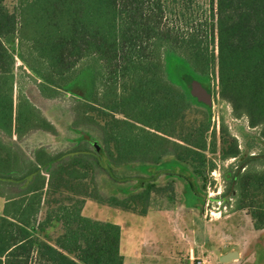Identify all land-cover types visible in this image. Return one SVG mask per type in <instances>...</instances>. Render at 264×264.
Instances as JSON below:
<instances>
[{
	"label": "trees",
	"instance_id": "1",
	"mask_svg": "<svg viewBox=\"0 0 264 264\" xmlns=\"http://www.w3.org/2000/svg\"><path fill=\"white\" fill-rule=\"evenodd\" d=\"M198 10V0H19L11 13L0 0V133L16 139L35 131L55 133L26 98L14 103L15 56L9 46L25 42L42 68L22 54L19 58L41 80V89L76 93L81 113L98 128L101 142L83 141L59 153L40 146L31 156H22L0 138V188L19 189L13 194L0 191L5 199L0 264H121L112 250L119 237L112 224H103L93 245L76 258L38 236L49 223L48 217L38 223L37 215L51 189L81 198L73 210L61 207V216H56L64 223L58 244L64 249L80 228L86 229L78 225L86 198L145 215L152 194L169 197L173 191L172 182L157 187L152 180L125 197L103 196L86 183L97 171L113 182H127L132 177H118L114 169L172 158L189 166L205 188L206 174L216 167L206 155L209 126L183 129L190 100L168 80L166 56L178 58L200 78H216L219 100L235 118L245 117L249 128L258 129L264 143V0H207L203 23H183ZM85 60L97 63L100 74L94 72L83 91L77 71ZM221 135L229 137L224 128ZM210 150L215 151L214 145ZM238 154L232 139L221 158ZM241 168L232 174L223 197L236 195L237 209L248 210L255 230L264 229V171ZM95 253L109 261H91Z\"/></svg>",
	"mask_w": 264,
	"mask_h": 264
},
{
	"label": "rangeland",
	"instance_id": "2",
	"mask_svg": "<svg viewBox=\"0 0 264 264\" xmlns=\"http://www.w3.org/2000/svg\"><path fill=\"white\" fill-rule=\"evenodd\" d=\"M3 2L9 12H16L19 0ZM206 2L198 0L199 10L189 19H183V23H203ZM9 48L15 56L14 103L22 97L26 98L54 126L55 133L35 131L21 139H16L14 135L9 138L7 134L0 133L4 144H8L13 151H21L22 156H31L40 146L52 153L65 151L83 141H92L100 146L98 128L80 111V97L72 91L41 89V80L19 58L22 54L36 69L42 68L31 56L28 44L22 42L20 46L13 44ZM164 60L168 80L185 91L190 100V107L184 114L183 129L201 124L209 126L205 134L209 146L206 155L216 167L206 174L205 188L201 178L194 175L189 166L172 158L157 165L131 164L114 169L118 177H132L127 182H113L105 173L97 171L86 183L89 186L92 183L103 196L125 197L130 192L141 191L145 182L152 180L157 187L172 182L173 191L168 194L169 197L152 194L145 215L86 198L78 224L79 227L86 226V229L80 228L75 240L64 249L58 246L65 231L64 223L58 222L56 216H61V207L70 210L81 198L71 192L51 189L44 196L37 215L38 223L46 217L49 223L44 226V232L38 233L33 229V234L38 233L39 237H45L49 243L76 258L93 245L103 224H112L119 231L116 247L112 250L121 264H190L191 253L193 258L202 260L204 264H264V229L255 230L248 210L237 209L236 195L232 193L223 197L237 167H242L241 172L264 171V143L259 138L258 129L249 128L245 117L235 118L230 106L219 100L216 78L205 79L191 74L187 66L174 56H166ZM78 70V84L83 91L87 90L92 74L96 71L100 74L97 63L92 60L79 63ZM98 82L99 75L95 83ZM194 89L208 94V102L201 99ZM90 116L94 117V114L89 113ZM221 128L225 129L229 137L221 135ZM232 139L237 143L238 156L221 158V152L232 144ZM213 145L215 151L211 152ZM138 178L144 182H138ZM187 178L193 182L197 194L190 188ZM0 191L13 194L19 189L1 187ZM1 207L0 199V211ZM230 253H236L237 257L220 260ZM101 255L91 254L90 259L102 263L109 261Z\"/></svg>",
	"mask_w": 264,
	"mask_h": 264
},
{
	"label": "water",
	"instance_id": "3",
	"mask_svg": "<svg viewBox=\"0 0 264 264\" xmlns=\"http://www.w3.org/2000/svg\"><path fill=\"white\" fill-rule=\"evenodd\" d=\"M193 91H194L195 93H197V95H198L201 99H203L205 102H208V100H209V96H208V94L201 92L200 89H194ZM236 257H237V254H236V253H230L229 255L222 256V257L220 258V260H221V261H227V260H229V259H231V258L233 259V258H236Z\"/></svg>",
	"mask_w": 264,
	"mask_h": 264
},
{
	"label": "built area",
	"instance_id": "4",
	"mask_svg": "<svg viewBox=\"0 0 264 264\" xmlns=\"http://www.w3.org/2000/svg\"><path fill=\"white\" fill-rule=\"evenodd\" d=\"M189 258L190 264H204L202 260H199L198 258H193L192 253Z\"/></svg>",
	"mask_w": 264,
	"mask_h": 264
},
{
	"label": "crops",
	"instance_id": "5",
	"mask_svg": "<svg viewBox=\"0 0 264 264\" xmlns=\"http://www.w3.org/2000/svg\"><path fill=\"white\" fill-rule=\"evenodd\" d=\"M0 199H1V203H2V207H1V211H2L3 210L4 203H5V199L4 198H1V197H0ZM1 211H0V215H1Z\"/></svg>",
	"mask_w": 264,
	"mask_h": 264
}]
</instances>
